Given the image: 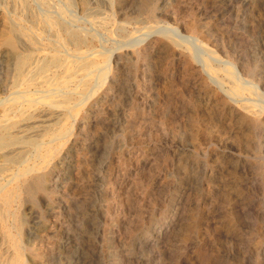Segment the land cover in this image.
<instances>
[{
	"label": "rangeland",
	"instance_id": "obj_1",
	"mask_svg": "<svg viewBox=\"0 0 264 264\" xmlns=\"http://www.w3.org/2000/svg\"><path fill=\"white\" fill-rule=\"evenodd\" d=\"M178 1L99 0L86 12L83 0H0V33L20 26L44 48L72 55L84 45L87 29L91 50H111L153 20L180 25L173 22V10L184 7L177 14L181 17L194 4L199 5L195 18L203 32L215 34L214 29L225 25L240 29L221 2L222 8L214 10L207 0H185L191 2L177 8ZM238 5L232 0L230 6ZM258 8L264 11V0ZM119 20L125 24L122 30ZM262 30L264 38V26ZM263 53L259 47L256 56ZM136 58L139 63L120 58L125 67L109 73L94 91L91 85L78 95L67 138L44 151V158L31 159L40 184L20 183L4 212L0 264L11 261L13 240L27 264H264V138L231 132L221 135L222 140L194 142L188 127L183 131L173 125L172 111L162 106L158 94L160 81L156 75L148 77L143 60ZM176 62L171 61V71ZM13 78V60L0 55V86L6 95L13 91ZM135 156L146 166L138 173L129 165ZM8 169L3 174L7 178L17 172L16 167ZM109 173L119 175L121 187L131 190L127 203L119 206L118 197H109ZM118 191L126 196L119 185ZM174 213L177 226L159 238Z\"/></svg>",
	"mask_w": 264,
	"mask_h": 264
},
{
	"label": "bare ground",
	"instance_id": "obj_2",
	"mask_svg": "<svg viewBox=\"0 0 264 264\" xmlns=\"http://www.w3.org/2000/svg\"><path fill=\"white\" fill-rule=\"evenodd\" d=\"M238 1L239 5L233 9L230 6L232 0H207L208 7L210 8L211 5L214 10L222 8L220 6L222 4L229 16H233L235 25L240 29H230L225 25L214 29L215 34L203 32L198 25L199 21L195 18V10L199 5L194 4L189 7L187 5V11L179 17L177 15L179 11L184 10L182 6L191 2L179 0L177 8L182 7V9L173 10V22L179 20L180 25L171 26L172 24H162L160 20H153L151 25L137 27L135 30L137 35L128 34L124 40H118L111 50H108L109 48L91 50L86 36L88 31L84 29L83 34L86 37L84 45L76 48V52L72 55L58 52L53 48H44L40 40L38 41L26 28L4 26L5 28L0 33V55L13 60L14 78L11 86L13 91L8 95L5 94L6 89L0 86V182L2 181L0 183V207L5 209L3 212L0 210V221L5 222L4 212H8L12 199L18 195L20 183H39L40 177L34 170L36 164L30 165L31 159L37 160L41 156L44 158V151L55 149H52V146L55 143L60 145L63 138L69 135L70 129L67 124L74 113L78 95L88 91L91 85V90L94 91L109 73L125 67L119 62L120 58L127 60L133 58L137 63L139 60L136 57L143 60L141 65L145 66L144 73L149 75L148 77L156 75L160 81L158 94L162 96L160 99L162 106L172 111L173 121L171 122L173 125L177 124L183 131L188 127L194 142L207 141L211 137L222 140L221 135H228L231 132L249 137L255 136L259 139L264 138V53L256 56L259 47L264 48L262 35L264 11L258 8L261 0ZM218 2L221 3L218 4ZM98 3L99 0H83L84 10L90 12L91 5L97 6ZM87 22L93 24L94 20L90 19ZM124 25L123 21H118L120 30L124 29ZM100 45L102 44H99V47ZM174 60L177 61V66L171 71L172 68L169 65ZM158 72L160 74H157ZM132 115L131 112L129 117ZM152 136L156 138L157 134ZM131 164L134 165L137 173L146 167L140 163L137 156L132 158L129 165ZM10 166L11 168L16 167L17 172L7 178L3 174L9 170ZM110 176L109 173L107 177L109 197H118L119 206L127 203L128 198L132 196L130 195L131 190H124L125 188L121 187L119 175ZM132 181L134 182V179ZM118 185L120 191L126 193V196L121 197ZM170 217L171 219L163 225L159 238L164 239L171 229L177 226L175 224L177 222L176 213ZM9 234L7 237L13 240ZM11 242L14 246V255L7 264H27V259L23 251H20L18 243L14 240Z\"/></svg>",
	"mask_w": 264,
	"mask_h": 264
}]
</instances>
